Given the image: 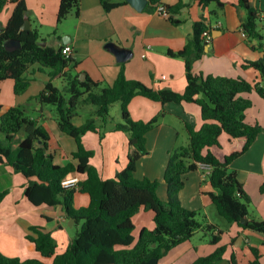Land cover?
Segmentation results:
<instances>
[{
  "label": "trees",
  "instance_id": "16d2710c",
  "mask_svg": "<svg viewBox=\"0 0 264 264\" xmlns=\"http://www.w3.org/2000/svg\"><path fill=\"white\" fill-rule=\"evenodd\" d=\"M205 7L220 0H196ZM106 11L116 7L124 0H99ZM14 9L4 27L0 30V83L13 79V92L24 93L30 79L25 75L28 67L37 64L48 69L49 79L44 88L30 99L42 105H52L55 110V122L58 130L75 141V150L70 153L71 160L57 164L53 160L50 148V134L35 121L29 113L28 105L5 107L0 104V162L20 172L27 183L24 195L33 205H60L68 219H73L76 227L72 239L66 248L56 252V242L51 233L38 226H30L26 238L34 244L40 258L20 259L0 253V264H45L44 258H51V264H160V259L173 247L189 240L195 231L202 229L210 236V242L220 241L222 230L213 223L201 225L195 218L196 212L181 204L179 193L185 184V175L198 169L199 163L211 165L208 182L213 188L208 195L218 215L229 223H235L243 229H249L262 236L264 247V219L249 216L250 198L243 190L237 178V172L229 165L246 152L261 132V126L245 121V111L252 106L249 97L242 94L256 92L264 97V51L256 60L247 61L242 66L258 71L261 81H248L243 77L204 75L194 73L193 63L204 54V32L209 23L204 17L195 21L192 32L184 46L178 50H168L169 55L183 61L186 85L182 92L170 88H152L142 82L129 79L122 69L111 84L95 89L100 83L86 76L79 79V72H73L75 63L65 58L60 47L43 45L38 29L20 30L27 8L24 0H0V12L9 4ZM187 4L179 1L173 5H163L161 0H148L143 11L166 14L172 24L181 19L175 15ZM79 0H59L56 14L57 23L62 22L69 13L79 14ZM163 6L164 10L160 7ZM238 6L246 11L241 28L251 39L261 45L264 35L262 20L249 0H238ZM209 32V31H208ZM17 39L20 47L8 49L5 42ZM55 78H61L63 86L54 84ZM143 96L152 101L165 103L192 102L198 105L202 124L199 128L185 122L188 140L185 145L169 153L163 172L166 199L157 195L158 181L147 177H135L138 161L146 153V134L158 122L160 114L148 121L133 120L128 103L134 96ZM120 103L122 121L113 125L114 130L127 135L130 153L125 167L113 177L103 178L99 170L90 164L94 150L83 144L86 132L99 133L102 137L107 124L111 121L109 107ZM92 106L84 122L73 123V118L82 109ZM164 111L161 113L163 114ZM23 136L13 141L18 134ZM226 133L232 138H244L239 150L233 151L219 160L210 150L219 145V136ZM80 175L77 187H62L64 178ZM264 193V183L259 187ZM86 193L88 204L74 207V194ZM7 190L0 191V201ZM140 210L153 212L154 227H143L136 239L133 217ZM246 218L242 224L241 219ZM225 245H219L210 254L200 256L190 264H217L223 259ZM252 260L247 264H260V251L251 248ZM230 264H237L232 255Z\"/></svg>",
  "mask_w": 264,
  "mask_h": 264
},
{
  "label": "crops",
  "instance_id": "0c3cea01",
  "mask_svg": "<svg viewBox=\"0 0 264 264\" xmlns=\"http://www.w3.org/2000/svg\"><path fill=\"white\" fill-rule=\"evenodd\" d=\"M79 1V14L75 15L71 12L62 22L57 23L59 0H24L27 8L26 17L30 21L31 28L38 29L43 45L53 47L70 45V58L74 61L70 67L75 63L72 71L79 72V75L80 73L85 74L93 81L99 82L101 86L111 84L122 69L127 78L140 80L149 87L155 89L165 87L182 92L186 85L184 64L181 59L169 55L168 50H180L191 35L193 23L201 17L209 23L210 41L204 46L202 57L194 61L193 72L261 81L257 70L242 65L261 56L264 51V39L259 45L256 39L242 35L241 23L246 11L238 6V0H220L223 3L222 7H218L213 2L203 7L196 0H161L163 5H173L179 1L187 4L175 15L176 18L181 19V22L176 25L170 23L165 14L157 11L152 13L137 11L129 3H121L106 11L99 0ZM249 3L257 14L264 12V0H249ZM14 6L15 4L9 3L0 12V30L6 24ZM262 22L264 26V19ZM262 34L264 35V28ZM108 41L131 49L132 57L136 55V52L141 51L143 61L136 59L135 62H131L132 57L123 62L117 61L115 55L104 47ZM25 75L30 82L27 90L21 95L13 92V79L8 78L0 83L1 105L9 107L29 104L30 99L44 88L49 79L48 69H41L37 64L30 65ZM253 92L242 94L243 97H249L252 100V106L245 111V121L257 122L262 130L249 149L229 165L231 169L236 170L237 178L250 198L249 206L253 194L256 193L255 188H259L264 183V97L256 92V96H253ZM172 103L161 104L137 95L129 101L128 110L133 120L142 121H148L164 111L163 120H165L168 114L175 115V112H178ZM185 103L192 104L194 108L190 112L193 114L192 123L186 117L181 118L184 127L187 122L199 128L202 120L198 105L192 102ZM27 107L30 116L50 134L49 150L53 153L54 162L64 164L70 161V153L76 147L75 141L58 130L51 108L39 104L36 100H32ZM88 111L80 110L73 118V123L82 124ZM1 113L0 110V115ZM164 122L158 124L157 130L148 131L146 138V143L154 139L152 149L154 154L156 153L155 163L159 164L160 170L157 178L163 176L161 174L167 163L169 151L175 145L174 129L166 126L164 130ZM114 123H111L112 126L111 124L109 127L106 126L102 137L95 132H86L83 135L84 146L94 150L90 164L99 170L103 178L113 177L121 171L131 151L127 135L122 131L114 130ZM223 135L230 143L233 140L236 141L231 152L242 147L244 138H232L226 133H221L219 140L222 139L221 137L225 139ZM22 136V134L16 135L13 147L17 146V140ZM0 138H3L2 134ZM216 146H212L210 150L218 158L214 151ZM78 176L81 179V176ZM207 182L208 177H203L200 169L187 173L184 187L179 193L181 204L193 211L196 208L206 210L208 200L211 201L208 192L213 191L209 182V186L206 185ZM26 183L27 179L20 172L0 162V191L7 190L6 195L0 201V253L22 260L40 258L34 244L26 238L30 232V226H38L50 232L56 242V252H62L74 235L72 230L75 233L74 222H70V219L65 216L60 205L53 206L44 203L33 205L24 195ZM162 195L166 197L165 188H161V195L158 197L161 199ZM88 201L89 197L86 193L76 192L74 194V207L85 206ZM248 212L250 217L255 218L249 210ZM261 216L264 218V202ZM206 219L207 222L219 227L218 223L211 221L208 215ZM133 224L136 237L141 228H153V212L140 210L134 215ZM248 230L235 223H230L227 230H222L220 241L217 244L193 243L190 241L191 237L169 250L159 262L160 264H190L198 257L210 254L219 245H225L226 249L228 246L231 248V253L229 256L223 255L220 263L224 261L223 264H230L229 260L233 255L237 264H247L253 258L251 248L256 247L261 254L260 264H264L262 236L259 233L260 236L251 234ZM223 232H225L224 237ZM251 237L255 241H252ZM43 262L51 264V258H44Z\"/></svg>",
  "mask_w": 264,
  "mask_h": 264
},
{
  "label": "rangeland",
  "instance_id": "374dc122",
  "mask_svg": "<svg viewBox=\"0 0 264 264\" xmlns=\"http://www.w3.org/2000/svg\"><path fill=\"white\" fill-rule=\"evenodd\" d=\"M111 12H113V10ZM136 59H140L143 61V59L141 58V51L136 52V55L131 58V62H135ZM135 80H137V79H135ZM138 81H140V80H138ZM140 82H142V81H140ZM142 83L145 84L144 82H142ZM54 84L60 88L63 86L61 78H55ZM145 85L148 86L147 84H145ZM101 87L102 86L100 85L95 90L100 91ZM253 94H254L253 96H256L255 92H253ZM258 98H260V97H258ZM260 100H262V99L260 98ZM172 105L174 106V108L178 112H175V115L168 114L165 117V120H163V114L161 113L162 112L161 111L159 113L160 116H159L157 125L155 126V128H153L154 130H157L159 128L158 124L159 123L161 124L165 121L164 122L165 123L164 130H165V128H167L166 126H170L172 129H174L173 135L175 136V142H174L175 145L173 146V148H171L169 153L171 151H173L175 148H177L181 145H185L187 143L188 136H187L186 129H185V127L181 121V118L186 117L188 119V121L190 123H192L193 122V114H191L190 112H191V109L194 108L192 104H187L185 102H183L181 104L172 103ZM47 106L51 108L52 113L54 114V116H56L54 106H52V105H47ZM182 106H183V109H182ZM88 108L91 109L92 106L87 107L86 111L90 110ZM109 114L111 117V121L107 124V127H109V125L113 122L116 123V122L122 121L119 102H114L113 104L110 105ZM110 126H112V124ZM148 133L146 134V138H147ZM221 138L222 139L219 140V146L214 147V151L217 153L219 160H222L225 155L230 154V152L232 151L233 147H235V144H236L235 143L236 141H234V140L230 143V142H228V139L226 137H225V139H223V137H221ZM13 142H15V141H13ZM153 144H154L153 138L150 140V143H146V153L143 154L141 159L138 161L134 175H135V177H137L139 179H141L143 177H147V178L152 179V180L157 179V181H158L157 195H161V188H165V183H164L163 178H162L163 176H161L160 178H157V177H159V171L160 170H159V164L155 163L157 160H156V153L154 154V150L152 149ZM165 167H166V165L164 166L161 175H163ZM206 185L209 186V183L207 182ZM255 189H257V190H256V193L253 194V196H252V201H251V204H250L248 210L251 212V214L256 219L262 220V219H264L261 216V210H262L263 202H264V193H261L258 187ZM162 197L163 198H161V200L166 199L165 196L162 195ZM191 205H194V203H191ZM191 207H193V206H191ZM194 211L196 212L195 218L201 225H204L207 223L206 215H208V217L211 219V221H214V223H218L219 227H221V230H223V231L227 230L229 225H230L229 222H227L220 215H218L214 204L209 200H208V204H206V210H204L202 208H199V209L196 208V210H194ZM248 232H251V234H256V235L260 236L257 232H254V231L248 230ZM72 233L74 234V230H72ZM133 236L136 239V232L135 231H133ZM224 236H225V232H223V237ZM252 236H254V235H252ZM223 240H225V238ZM251 240L255 241L253 237H251ZM190 241L193 243H200V242L202 243L203 242V243L208 244V243H210V236L207 233H205V231L202 229V227H200L192 235V238ZM230 253H231V248L228 246L227 249L224 250L223 255L229 256ZM223 262L224 261H222L221 263L218 262L217 264H223Z\"/></svg>",
  "mask_w": 264,
  "mask_h": 264
},
{
  "label": "water",
  "instance_id": "95a60500",
  "mask_svg": "<svg viewBox=\"0 0 264 264\" xmlns=\"http://www.w3.org/2000/svg\"><path fill=\"white\" fill-rule=\"evenodd\" d=\"M124 1L129 3L135 10L142 11L146 6L148 0H124ZM160 9L164 10V7L161 6ZM30 28H31L30 21L25 15L23 23L20 26V30H28ZM5 47L8 49L18 48L20 47V42L17 39H9L5 42ZM104 47L110 52H112L115 55L116 60L119 62H123L129 59L133 55L131 49L122 47L113 41L106 42ZM85 78H86L85 74L80 73L79 79L85 80ZM72 221L73 219H70V222ZM246 221H247L246 218L241 219L242 224L246 223Z\"/></svg>",
  "mask_w": 264,
  "mask_h": 264
},
{
  "label": "built area",
  "instance_id": "2783aa9c",
  "mask_svg": "<svg viewBox=\"0 0 264 264\" xmlns=\"http://www.w3.org/2000/svg\"><path fill=\"white\" fill-rule=\"evenodd\" d=\"M257 16H258V18L263 20L264 19V12H260L259 14H257ZM241 33L243 36H246V33L243 31L242 28H241ZM204 37H205V40H207V41L210 40V34L208 31L204 32ZM61 53L64 55L65 58H69L70 54H71L70 45L65 44V45L61 46ZM142 56H145V55H142ZM198 169L201 170L203 177L208 176V174L210 173V170H211V165L209 163H199ZM80 180H81L80 177L77 174H74L73 176L64 178L61 181V185H62V187H65V188L77 187V184Z\"/></svg>",
  "mask_w": 264,
  "mask_h": 264
}]
</instances>
